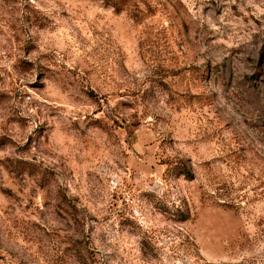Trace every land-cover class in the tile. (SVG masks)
Listing matches in <instances>:
<instances>
[{"label":"rangeland","instance_id":"374dc122","mask_svg":"<svg viewBox=\"0 0 264 264\" xmlns=\"http://www.w3.org/2000/svg\"><path fill=\"white\" fill-rule=\"evenodd\" d=\"M0 264H264V0H0Z\"/></svg>","mask_w":264,"mask_h":264}]
</instances>
